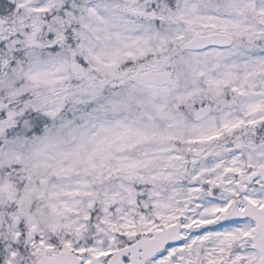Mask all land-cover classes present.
Returning a JSON list of instances; mask_svg holds the SVG:
<instances>
[{
    "label": "clouds",
    "instance_id": "9594fccd",
    "mask_svg": "<svg viewBox=\"0 0 264 264\" xmlns=\"http://www.w3.org/2000/svg\"><path fill=\"white\" fill-rule=\"evenodd\" d=\"M0 264H264V0H0Z\"/></svg>",
    "mask_w": 264,
    "mask_h": 264
}]
</instances>
